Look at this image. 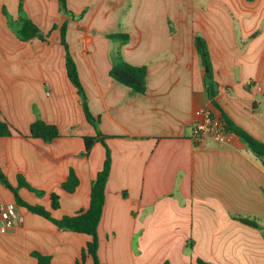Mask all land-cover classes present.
<instances>
[{
  "label": "crops",
  "instance_id": "0c3cea01",
  "mask_svg": "<svg viewBox=\"0 0 264 264\" xmlns=\"http://www.w3.org/2000/svg\"><path fill=\"white\" fill-rule=\"evenodd\" d=\"M20 1L0 0V110L15 129L0 141V167L11 186L22 176L43 192L22 187L20 196L54 218L74 215L89 207L104 166L102 143L85 154L84 138L96 131L67 76L60 39L66 23L90 111L112 154L98 230L101 264H264L262 231L239 221L264 227V161L236 135L210 148L191 140L195 112L207 108L264 143V0H67L73 18L60 11L59 0H23L27 15L50 33L47 41L30 42L16 38L3 14L5 8L18 18ZM109 33L129 35L121 54L147 67L145 94L110 76L120 43ZM196 37L209 49L218 105ZM38 116L60 136L50 143L32 138ZM71 170L79 179L74 193L62 188ZM53 193L58 210L51 207ZM2 203L16 201L0 182ZM17 207L24 223L0 233V264H39L33 253L50 257V264H77L90 236Z\"/></svg>",
  "mask_w": 264,
  "mask_h": 264
},
{
  "label": "trees",
  "instance_id": "16d2710c",
  "mask_svg": "<svg viewBox=\"0 0 264 264\" xmlns=\"http://www.w3.org/2000/svg\"><path fill=\"white\" fill-rule=\"evenodd\" d=\"M253 1V0H246ZM60 11L65 15L73 18L76 15L69 9L67 0H59ZM3 14L7 19V24L10 30L14 33L16 38L21 42H30L33 39H40L42 41H47L49 34H45L27 15L24 9L23 0L20 1L18 9V18L14 19L10 13L4 8ZM82 15H80L81 17ZM79 16L77 18H80ZM66 23L61 26V43L65 49L66 55V70L67 76L71 83L77 89L79 97L81 99L82 107L86 116L87 121L95 128L96 135L93 137H85L86 155H88L96 142H100L104 145L106 149V158L104 162L103 169L98 173L95 181L91 187L90 193V203L89 207L85 210H80L74 215L63 216L62 218H54L51 211L46 209L41 205H32L26 202L19 194V188L25 187L32 192H35L38 196H42L43 192L31 188L22 176L18 177V187H13L7 181L4 173L0 167V182L8 187L15 196L16 204L19 207L26 208L34 214L41 215L59 228L77 232L81 234H86L91 237V241L88 242L87 247L82 253L81 259L77 264H83L86 258L89 256L93 260V264H101L98 250H99V237L98 230L101 219L103 217V212L106 202V189L111 173L112 167V154L110 148L105 142V136L100 131V119L95 117L89 108L88 99L86 95L85 88L79 76L78 67L76 61L74 60L69 44L66 40ZM58 26H54L53 29H57ZM107 37L114 41L119 42L120 47L118 50L111 54L112 68L110 71V76L122 86L130 89L133 94H145L147 90V67L146 66H133L127 63L121 54V46L128 42L129 35L127 33H109ZM195 45L200 54L203 63L208 71L206 72L205 82L207 85V90L209 94L213 97L212 102L214 105L216 103L217 95V83L212 76V67L210 62V53L205 40L202 37H196ZM222 120L226 123L227 131L235 134L239 137L247 147L257 156L264 161V143H261L251 137L248 133L238 127L233 123L225 113L222 115ZM15 129L2 117V112L0 110V141L4 137L11 136ZM30 136L35 139H42L43 141L50 143L54 139L60 136V130L57 126L51 125L43 121L39 116L36 121L31 126ZM1 164V155H0ZM1 166V165H0ZM79 186V179L74 170L70 171L67 180L63 183L62 188L68 193H74ZM52 209L58 210L60 208V197L58 194L53 193L51 195ZM242 223L252 226L254 228L260 229L264 238V227L259 225L254 220H249L245 218H239ZM187 249H191L193 246V240L190 239L187 243ZM39 264H50V257L43 256L40 253H33ZM165 264H170L166 261ZM195 264H209L208 262L198 259Z\"/></svg>",
  "mask_w": 264,
  "mask_h": 264
},
{
  "label": "built area",
  "instance_id": "2783aa9c",
  "mask_svg": "<svg viewBox=\"0 0 264 264\" xmlns=\"http://www.w3.org/2000/svg\"><path fill=\"white\" fill-rule=\"evenodd\" d=\"M235 134L227 131L226 123L207 108H199L195 112L192 123L191 140L196 147L210 148L229 144ZM24 223V217L13 203L0 204V233L19 227Z\"/></svg>",
  "mask_w": 264,
  "mask_h": 264
},
{
  "label": "rangeland",
  "instance_id": "374dc122",
  "mask_svg": "<svg viewBox=\"0 0 264 264\" xmlns=\"http://www.w3.org/2000/svg\"><path fill=\"white\" fill-rule=\"evenodd\" d=\"M128 4H131V0H127V5H128ZM61 44H62V43H61Z\"/></svg>",
  "mask_w": 264,
  "mask_h": 264
},
{
  "label": "water",
  "instance_id": "95a60500",
  "mask_svg": "<svg viewBox=\"0 0 264 264\" xmlns=\"http://www.w3.org/2000/svg\"><path fill=\"white\" fill-rule=\"evenodd\" d=\"M207 70H208V68H207Z\"/></svg>",
  "mask_w": 264,
  "mask_h": 264
}]
</instances>
